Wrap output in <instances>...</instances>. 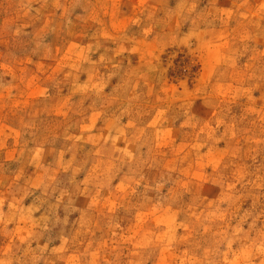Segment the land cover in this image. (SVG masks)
I'll return each mask as SVG.
<instances>
[{"label": "rangeland", "instance_id": "obj_1", "mask_svg": "<svg viewBox=\"0 0 264 264\" xmlns=\"http://www.w3.org/2000/svg\"><path fill=\"white\" fill-rule=\"evenodd\" d=\"M0 264H264V0H0Z\"/></svg>", "mask_w": 264, "mask_h": 264}]
</instances>
